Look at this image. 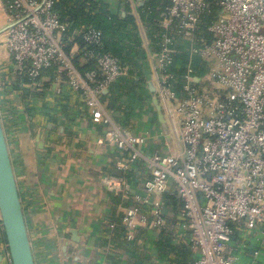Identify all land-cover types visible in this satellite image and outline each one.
Returning <instances> with one entry per match:
<instances>
[{"label":"built area","instance_id":"obj_1","mask_svg":"<svg viewBox=\"0 0 264 264\" xmlns=\"http://www.w3.org/2000/svg\"><path fill=\"white\" fill-rule=\"evenodd\" d=\"M126 1L136 8L142 0ZM53 2L1 1L8 25L1 33L5 67L10 78L27 76L32 89L51 80L52 96L64 94L65 87L81 92L102 129L101 142L114 148L99 181L119 199L126 243L134 245L141 227L159 235L171 221L174 242L180 238L191 247L193 264H264V0H170L164 7L160 47L144 53L146 77L137 89L148 96L147 106L158 99L169 142L156 113L155 130L138 133L107 109L104 89L110 93L140 77L109 52H84L95 66L79 70V47L66 50V24ZM213 5L207 38L199 34L201 15ZM83 38L96 43L100 33L88 28ZM169 198L178 200L177 210ZM116 226L107 220L102 234ZM0 261L11 264L1 216Z\"/></svg>","mask_w":264,"mask_h":264},{"label":"crops","instance_id":"obj_2","mask_svg":"<svg viewBox=\"0 0 264 264\" xmlns=\"http://www.w3.org/2000/svg\"><path fill=\"white\" fill-rule=\"evenodd\" d=\"M131 9L138 17L137 7ZM138 24L144 53L155 52L139 20ZM8 64L6 53L0 51V68ZM139 94L143 100L133 101V126L138 133L155 130L157 125L144 102L148 96L145 92ZM12 98L11 106L2 104L0 117L1 121L9 118L3 113L8 106L15 115L9 129L13 139L4 133L25 222L29 224L26 226L35 264H81L72 258L76 254L74 249L83 245L89 246L81 255L89 260L88 264H168L158 252L156 230L137 229L131 246L123 237L117 245L102 234L107 220L118 217L120 220L116 212L119 199L105 191L99 181L101 173L109 170V156L115 152L114 148L101 142L102 129L99 130V125L92 121L90 108L88 113L76 108L70 116L63 114L59 107L55 108L58 125L55 131L54 122L39 118L30 121L21 99ZM143 111H146L145 115ZM47 229L51 233L56 230L60 236L58 252L48 253ZM70 229L77 230L78 243L71 241ZM66 240L69 245L64 253L62 245Z\"/></svg>","mask_w":264,"mask_h":264},{"label":"trees","instance_id":"obj_3","mask_svg":"<svg viewBox=\"0 0 264 264\" xmlns=\"http://www.w3.org/2000/svg\"><path fill=\"white\" fill-rule=\"evenodd\" d=\"M170 0H149L142 5L137 6L136 17L132 13L129 1L119 0V2L110 4L105 0H54L52 10L56 13L58 19L66 24L63 31V39L66 43V50L71 46L79 47L78 53L74 56V63L79 70H85L95 66V61L83 56L86 51L109 52L116 57L121 66L128 65L130 70L135 71L141 80L138 82L130 81L121 83L110 93H101L104 99H107V109L117 113V120L124 125L133 126L135 123L132 118V109L134 100H143L137 88L139 83L144 80V46L140 34L138 20L144 28L149 43L154 50L160 47V39L163 28L159 25L160 14ZM217 8L212 6V12H204L201 15V24L199 34L210 37L207 26L213 20V10ZM138 19V20H137ZM88 28H94L99 31L100 38L98 42H87L83 38V33ZM52 79V78H50ZM30 79L27 76L10 78L8 68H0V105H12L13 98L8 96L6 91H14L16 97L21 99L25 105V111L28 113L30 121L48 120L54 122V130L57 131V116L55 107L63 114L70 116L74 109H79L88 113L89 107L81 98L80 91H73L65 87V93L52 96L53 87L51 80H44L38 89L29 87ZM6 88V89H4ZM127 94V99H122L121 94ZM83 100V101H82ZM5 114L9 118L2 119V125L6 136L10 133V126L15 119L14 112L8 106L4 108ZM46 125V124H44ZM34 128V127H33ZM99 130L101 127L99 126ZM35 132V130H34ZM170 199V198H169ZM174 209L179 207L178 200L170 199ZM117 226L107 234V237L117 245L122 239L124 229L118 218H115ZM28 223L26 222V225ZM176 223L168 222L159 229L156 245L158 252L166 259L168 264H193V254L191 247L184 243L180 238L174 242L177 227ZM29 226V224H28ZM34 241V240H33ZM111 253V252H110Z\"/></svg>","mask_w":264,"mask_h":264},{"label":"water","instance_id":"obj_4","mask_svg":"<svg viewBox=\"0 0 264 264\" xmlns=\"http://www.w3.org/2000/svg\"><path fill=\"white\" fill-rule=\"evenodd\" d=\"M149 0H142L140 5ZM7 24L0 28V34L7 28ZM147 88L150 93L154 92V85L151 80H147ZM103 92H108V89H104ZM152 104L154 106L157 120L160 124L164 138L167 142L170 141L169 131L164 117L161 104L156 97L152 98ZM113 174H121L120 170L113 169ZM0 216L3 225L4 235L6 238L11 264H35L34 257L31 250V243L28 235V230L24 218L21 199L19 197L17 183L13 172V167L8 151V146L5 138V133L2 126L0 117ZM72 234L71 241L78 243L80 236L76 229H70ZM69 245V241H64L62 250L66 253V248ZM89 246H81V248H75L76 254L73 256L74 261H78L81 264H88L87 258H82L84 250ZM68 257V256H67Z\"/></svg>","mask_w":264,"mask_h":264},{"label":"rangeland","instance_id":"obj_5","mask_svg":"<svg viewBox=\"0 0 264 264\" xmlns=\"http://www.w3.org/2000/svg\"><path fill=\"white\" fill-rule=\"evenodd\" d=\"M3 1V0H2ZM0 3H1V0H0ZM6 16H5V14H4V12H3V10L1 9V5H0V26L1 25H3L4 23H6ZM3 39H4V36H0V51H2V52H4V53H6L7 52V47H6V45L5 44H3ZM4 55H2V57H3ZM11 98V97H10ZM122 99H125V96L122 98ZM147 104H145V105H148V101L146 102ZM152 106H153V104H152ZM140 108V107H139ZM141 108H143L144 110H146V107H141ZM140 108V109H141ZM149 112H150V114L152 115V116H154V114L156 113L155 112V109H154V106H153V108L151 107V103H150V105H149ZM27 113V112H26ZM27 115H28V113H27ZM28 117H29V115H28ZM28 117H27V119H28ZM146 118L144 119L145 121H147V116H145ZM156 117H157V115H156ZM11 133V132H10ZM10 133H8V136L10 137L9 139L11 140V139H13V137L11 136V134ZM8 136H7V138H8ZM55 232L54 233H51V231L49 230V229H47V245H46V248H49V251H48V253L49 252H52V251H59L60 250V236L57 234V231L56 230H54ZM50 232V233H49ZM49 234H53V236L51 235V236H49ZM51 239H54L53 241L54 242H51L50 244H49V242L51 241ZM54 244H55V246L57 245V247H54ZM47 257V256H46ZM59 258H60V256H58Z\"/></svg>","mask_w":264,"mask_h":264}]
</instances>
